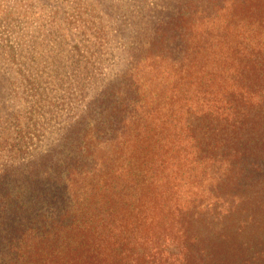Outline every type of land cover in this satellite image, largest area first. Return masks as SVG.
Segmentation results:
<instances>
[{
    "label": "trees",
    "instance_id": "trees-1",
    "mask_svg": "<svg viewBox=\"0 0 264 264\" xmlns=\"http://www.w3.org/2000/svg\"><path fill=\"white\" fill-rule=\"evenodd\" d=\"M211 1L219 39L198 10L144 28L94 124L77 123L90 135L15 195L14 256L27 231L45 242L37 264H264V0ZM163 65L180 73L171 94L139 74Z\"/></svg>",
    "mask_w": 264,
    "mask_h": 264
},
{
    "label": "rangeland",
    "instance_id": "rangeland-1",
    "mask_svg": "<svg viewBox=\"0 0 264 264\" xmlns=\"http://www.w3.org/2000/svg\"><path fill=\"white\" fill-rule=\"evenodd\" d=\"M187 2L0 0V264H37L33 254L41 253L45 242L33 233L19 234L21 251L13 255L15 195L23 200L43 188L74 141L90 135L77 123L94 124L97 113L90 109L98 108L102 93L127 69L129 51L144 39V28L198 10V24L210 23V36H203L219 39L214 28L223 26L226 16L211 0ZM235 4L228 1L225 13L237 10ZM249 22L244 19L245 28ZM156 73H163V80L146 87L171 94L170 76L180 73L163 65L139 74L149 79ZM79 193V203L90 200L89 191ZM34 216L24 217L31 225L41 221Z\"/></svg>",
    "mask_w": 264,
    "mask_h": 264
}]
</instances>
